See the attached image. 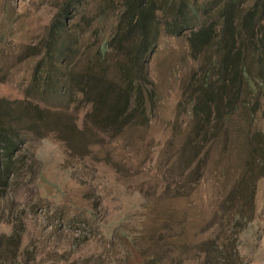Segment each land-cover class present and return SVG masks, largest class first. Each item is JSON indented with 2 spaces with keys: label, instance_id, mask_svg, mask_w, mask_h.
I'll return each instance as SVG.
<instances>
[{
  "label": "trees",
  "instance_id": "trees-1",
  "mask_svg": "<svg viewBox=\"0 0 264 264\" xmlns=\"http://www.w3.org/2000/svg\"><path fill=\"white\" fill-rule=\"evenodd\" d=\"M73 3L64 1L36 45L10 53L3 40V62L23 58L25 51L34 65L23 98L0 99V185L21 144L51 131L65 148L75 139L100 146L128 142L131 129L146 136L156 97L151 53L161 32L185 36L196 66L181 85L160 168L148 180L155 189L146 193L141 184L144 212L135 239L143 264H242L238 235L255 218L257 183L264 176V131L256 124L264 117V0H99L93 15L78 17ZM50 99L61 109L81 110L80 123L55 118L53 126L48 107L38 102ZM233 120L241 130L238 144L227 142ZM218 141L232 165L218 171L225 189L213 205L210 231L191 236L186 213L181 216L168 200L200 185ZM171 143H180L174 152Z\"/></svg>",
  "mask_w": 264,
  "mask_h": 264
},
{
  "label": "rangeland",
  "instance_id": "rangeland-1",
  "mask_svg": "<svg viewBox=\"0 0 264 264\" xmlns=\"http://www.w3.org/2000/svg\"><path fill=\"white\" fill-rule=\"evenodd\" d=\"M64 1L0 0V99L23 98L34 65L25 51L21 53L26 59L14 55L3 62V40L10 43L4 48L10 53L18 45L21 50L36 45ZM98 1L74 0L71 12L77 17L93 15ZM195 66L186 37L161 32L149 61L156 97L149 109L146 136L138 137L131 129L128 142L107 138V144L100 146L75 139L65 148L51 131L49 136L21 144L11 172L3 173L0 185V264H143V247L140 238L135 239L144 212L139 190L143 182L146 193L155 189L148 180L160 168L159 155L171 136L181 85ZM38 102L48 107L45 115L52 125L55 118L81 121L79 109H61L52 99ZM181 117L188 120L187 114ZM256 124L264 131V117H258ZM236 125L233 120L228 127L227 142L242 140ZM184 128L181 124L179 129ZM40 132L47 129L42 126ZM220 143L207 155L200 185L194 191L186 189L180 200H168L181 216L186 213L185 232L191 236L210 231L213 205L225 189L224 181L218 179L224 176L218 171L231 166L232 159L222 152ZM178 144H170L173 152ZM171 167L175 175L177 169L170 163ZM255 208V218L238 235L242 264H264V176L257 183ZM121 228L123 235L118 233Z\"/></svg>",
  "mask_w": 264,
  "mask_h": 264
},
{
  "label": "clouds",
  "instance_id": "clouds-1",
  "mask_svg": "<svg viewBox=\"0 0 264 264\" xmlns=\"http://www.w3.org/2000/svg\"><path fill=\"white\" fill-rule=\"evenodd\" d=\"M153 53H151V55H152Z\"/></svg>",
  "mask_w": 264,
  "mask_h": 264
}]
</instances>
